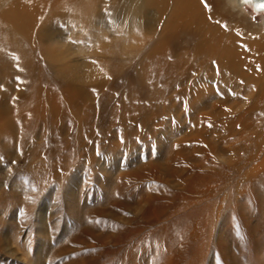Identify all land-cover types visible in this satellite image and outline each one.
<instances>
[{
    "label": "rangeland",
    "instance_id": "1",
    "mask_svg": "<svg viewBox=\"0 0 264 264\" xmlns=\"http://www.w3.org/2000/svg\"><path fill=\"white\" fill-rule=\"evenodd\" d=\"M94 1L109 19L91 22L98 34L73 27L56 47L98 79L109 56L128 55L129 34L141 26L122 22L126 0ZM222 16L245 33L264 25L251 5H230ZM206 84L215 98L195 108L174 91L144 100L138 87L132 101L150 121L117 122L114 143L125 127L128 147L109 153L99 135L89 152L101 167L76 148L66 167H40L48 161L31 149L8 156L0 166V264H264V101L243 84L228 100L215 81ZM116 86L112 104L126 89L122 80Z\"/></svg>",
    "mask_w": 264,
    "mask_h": 264
},
{
    "label": "bare ground",
    "instance_id": "2",
    "mask_svg": "<svg viewBox=\"0 0 264 264\" xmlns=\"http://www.w3.org/2000/svg\"><path fill=\"white\" fill-rule=\"evenodd\" d=\"M126 1L125 16L117 10L111 15L123 16L129 28L135 26L131 19L136 20L141 32L129 34L133 48L128 55L108 57V77L96 79L83 74L86 61L60 55L56 47L58 37L73 27L89 28L88 36L98 34L90 30L91 22L109 19L96 1L0 0V166L8 156L31 149L33 157L48 161L40 167H66L73 149L78 157L86 155L99 135L106 153L116 145L128 147L125 127L122 142L114 143L115 125L140 117L150 121L132 101L138 87L144 100L159 103L165 92L174 91L175 99L192 108L208 106L215 98V91L205 88L208 81H215L227 100L243 84L264 101V25L257 34L245 33L222 16L230 5H251L264 13V0ZM128 63L132 67L120 77L114 74ZM120 80L126 89L112 104ZM89 158L101 167L94 154L89 152Z\"/></svg>",
    "mask_w": 264,
    "mask_h": 264
}]
</instances>
